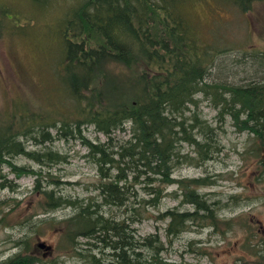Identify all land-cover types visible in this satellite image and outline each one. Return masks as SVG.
Wrapping results in <instances>:
<instances>
[{"label": "trees", "instance_id": "16d2710c", "mask_svg": "<svg viewBox=\"0 0 264 264\" xmlns=\"http://www.w3.org/2000/svg\"><path fill=\"white\" fill-rule=\"evenodd\" d=\"M255 1L0 0V37L28 35L42 54L41 63L53 49L50 60L59 77L56 85L48 83L50 72H43L41 103L11 97L0 110V189L17 187L2 173L3 166L16 176L36 172L16 164L15 156L46 165L62 162L66 157L51 143L74 138L87 147L96 166V193L79 197L52 187L39 189L37 174L33 188L42 193L44 211L65 204L74 208L62 220L57 246L71 249L83 264H178L161 255L165 246L157 232L140 237L131 226L149 207L160 205L173 182L180 204L190 203L192 209L176 205L158 211L156 217L166 220L168 244L191 226L225 222L232 228L231 220L218 212L225 203L199 189L213 179L175 177L173 170L180 162L202 164L220 152L217 128L226 115L238 130L248 131L245 150L258 157L264 170V81H208L217 55L229 46L207 38L194 11L205 2L215 12L225 8L243 13ZM260 51L256 58L262 64ZM196 94L218 108L219 125L202 117ZM88 125L106 139L87 137ZM116 130L128 135L115 137ZM183 143L192 146L193 155L182 151ZM140 181H145L142 192ZM111 206L122 207L121 216L106 215L104 208ZM244 226L248 234L242 248L253 258L241 264H264V238L253 242L256 231L249 223ZM79 237L86 238V252ZM23 242L0 264H54V259L30 253L28 241Z\"/></svg>", "mask_w": 264, "mask_h": 264}, {"label": "rangeland", "instance_id": "374dc122", "mask_svg": "<svg viewBox=\"0 0 264 264\" xmlns=\"http://www.w3.org/2000/svg\"><path fill=\"white\" fill-rule=\"evenodd\" d=\"M211 7L212 3L205 2L195 6L203 34L216 45L229 47L217 55L207 80L236 84L251 79L264 81V62L261 64L256 58L262 54L260 50H264V0L255 1L251 9L243 13L225 8L215 12ZM52 51L49 48V58L46 63H41L42 54L28 35L0 37V110L11 97H21L34 104L42 102L40 84L44 82L43 72H50L48 83L53 80L56 85L59 80L55 63L50 60ZM196 96L202 117L212 125H219L218 108L202 94ZM220 125L217 128L218 139L223 145L220 152L202 164L188 161L178 163L173 176L208 175L213 179V183L199 189L211 199L225 203L218 212L223 219H230L233 227L225 222H220L217 227L191 226L168 244L164 229L166 220L156 217L158 211L176 205L181 209H192L190 203L180 204L181 196L176 197L172 192L176 188L175 182L166 186L167 194L158 207H149L150 211L145 217L131 224L140 237L157 232L165 246L161 255L174 263L241 264L252 261V255L242 248L248 234L244 223H249L257 233L253 242H257L259 237L264 238V170L259 165L258 157L245 150L249 144L248 131L238 130L228 115ZM84 133L90 139H106V135L96 131L92 125H88ZM113 135L121 139L128 132L116 130ZM51 147L62 153L66 160L46 165L20 154L14 157V162L36 172L16 176L8 166L2 167V173L16 182L17 187L15 190L8 187L0 189V261L22 248L23 241H28L29 252L43 260L54 259V264L84 262L72 255L71 249L57 246V241L62 237V220L72 215L74 208L65 204L44 211L39 189L52 187L62 195L79 197L94 194L98 180L96 166L87 155V147L78 139L56 138ZM182 151L194 154L192 146L187 143H183ZM260 152L264 156V150ZM36 174L39 189L33 188ZM143 184L145 181L137 184L141 192ZM6 211H9L8 214L3 216ZM104 211L106 215L115 213L121 216L123 208L111 206L105 207ZM85 239L79 237L83 252L87 248L83 243ZM39 242L44 245L39 246Z\"/></svg>", "mask_w": 264, "mask_h": 264}, {"label": "water", "instance_id": "95a60500", "mask_svg": "<svg viewBox=\"0 0 264 264\" xmlns=\"http://www.w3.org/2000/svg\"><path fill=\"white\" fill-rule=\"evenodd\" d=\"M38 245H39V246H43L44 243H43V242H39Z\"/></svg>", "mask_w": 264, "mask_h": 264}]
</instances>
